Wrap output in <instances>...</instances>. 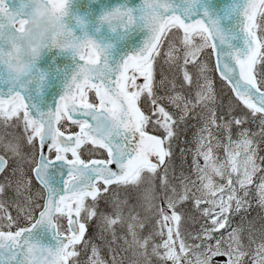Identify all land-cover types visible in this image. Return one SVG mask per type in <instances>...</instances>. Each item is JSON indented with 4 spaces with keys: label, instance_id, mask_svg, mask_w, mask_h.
Segmentation results:
<instances>
[{
    "label": "snow or ice",
    "instance_id": "1",
    "mask_svg": "<svg viewBox=\"0 0 264 264\" xmlns=\"http://www.w3.org/2000/svg\"><path fill=\"white\" fill-rule=\"evenodd\" d=\"M15 3L0 0V264H264V223L243 222L264 211V0L116 7L111 32L148 31L119 58L69 37L70 0ZM193 118V172L176 178Z\"/></svg>",
    "mask_w": 264,
    "mask_h": 264
},
{
    "label": "water",
    "instance_id": "2",
    "mask_svg": "<svg viewBox=\"0 0 264 264\" xmlns=\"http://www.w3.org/2000/svg\"><path fill=\"white\" fill-rule=\"evenodd\" d=\"M215 2L221 3L223 0H215ZM141 3L142 0H70L69 16L66 21L78 36L87 33L101 43L110 42L116 45L117 58H119V56L131 54L141 47L147 38L148 31L146 28L137 27L125 37L122 33L111 32L107 24L102 25V16L106 12L125 4L128 7L139 8ZM52 52H55L57 58L63 60L66 65L71 66L74 64L70 52L61 53L58 49H53ZM48 54L51 55V53ZM41 233H43V229H41ZM44 242L46 244L55 243L51 230L48 231Z\"/></svg>",
    "mask_w": 264,
    "mask_h": 264
},
{
    "label": "trees",
    "instance_id": "3",
    "mask_svg": "<svg viewBox=\"0 0 264 264\" xmlns=\"http://www.w3.org/2000/svg\"><path fill=\"white\" fill-rule=\"evenodd\" d=\"M157 78H159V77H157ZM91 96H93V93H91ZM188 128L191 130L189 125H188ZM188 141H190V137L186 133V130H185L184 133H182V135L180 137V141L178 142V144L176 146V157H177V159L175 160L173 167L170 169V175H172L176 178H178L180 176L181 172L187 171V169H188L187 163L190 160V158L192 159V156H190L189 160L186 158V156H184L183 159H181V157H180V152L182 149H184L186 147V144ZM261 147H262V149H264V145H262ZM259 154L261 156H264V150H261ZM101 207H103V205H101ZM262 213L263 212L258 209V206L253 203L252 207L249 209V211L245 215L247 219H243L244 227L245 228L249 227V222H251V224H254L255 230H259L261 227V224L263 223L261 221ZM241 218H242L241 216L238 218V221H237L238 225L241 224V221H242V220H240ZM195 224L196 223H193L190 221L187 230L189 232H190V229H192L194 231ZM247 235H248V233L246 232V237H247ZM119 243H123V241H120ZM120 256H124L127 258V255L123 251H121V253L119 254V256L117 258L119 259ZM109 257L112 258L111 252H109V254L107 256V259L111 260V258H109ZM81 260H82V264H87L88 256H86V255L82 256ZM149 260L151 261V264H157V258L149 257Z\"/></svg>",
    "mask_w": 264,
    "mask_h": 264
},
{
    "label": "rangeland",
    "instance_id": "4",
    "mask_svg": "<svg viewBox=\"0 0 264 264\" xmlns=\"http://www.w3.org/2000/svg\"><path fill=\"white\" fill-rule=\"evenodd\" d=\"M140 82H142V78H141L140 81H138V83H140ZM195 125H196V120H195V118H193V119L191 120V122L189 123V126H190L191 130H190L189 128L186 129V133L189 135V137H190V141L192 140V135H193V133L196 131V127H195ZM253 127H255V126H253ZM11 132H12V130H11L10 128L7 129V132H6V131H5V128L0 127V142H6V139H7L8 136H10ZM186 147H187L189 150H193V151H194V146H193V144H191V143H187V144H186ZM222 154H223V153H222V151H221V155H222ZM184 156H186V158L189 160L190 156H192V155H190L188 152H185V153H184ZM191 163H192V159L190 158V160H189L188 163H187V167H188V169H187V171H184V172H183L184 175H190V174H192L193 170H192L191 167H190V166H191ZM201 163H203L202 160H201ZM180 175H181V174H180ZM192 178L195 179V176L193 175ZM253 203L256 204L255 201H253ZM248 211H249V210H248ZM262 212H263V213H262V216H264V211H262ZM234 217H235V215H233V217H232V221H233V223H234ZM197 228H199V224H198V225L195 224V229H197ZM192 231H193V230L190 229V232H192ZM222 231H223V230H222ZM225 237H227V233H225ZM189 242H191V241H189ZM244 242L247 243V240L244 239ZM197 243H199V241H197ZM212 243H215V240H213ZM109 258H111V257H109ZM124 258H126V257H124ZM127 258H128V257H127ZM127 258H126L125 260H127Z\"/></svg>",
    "mask_w": 264,
    "mask_h": 264
},
{
    "label": "clouds",
    "instance_id": "5",
    "mask_svg": "<svg viewBox=\"0 0 264 264\" xmlns=\"http://www.w3.org/2000/svg\"><path fill=\"white\" fill-rule=\"evenodd\" d=\"M13 6L11 3L6 5L5 7H11ZM21 6V0H16V3L14 5V7L19 8ZM37 22L39 24V28L36 26V24L33 23H29L26 26V32L24 34H22L21 39L23 40V44H21V47H24V45H26L29 41L30 38H34L36 36V34L46 25L47 23V18L46 17H41V16H37ZM68 34L69 37L71 36V34L73 33V29L69 28L68 30Z\"/></svg>",
    "mask_w": 264,
    "mask_h": 264
}]
</instances>
